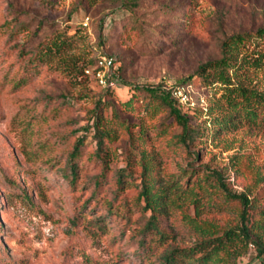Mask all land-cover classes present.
<instances>
[{
  "label": "rangeland",
  "instance_id": "374dc122",
  "mask_svg": "<svg viewBox=\"0 0 264 264\" xmlns=\"http://www.w3.org/2000/svg\"><path fill=\"white\" fill-rule=\"evenodd\" d=\"M262 28L264 0H0V264H163L238 226L240 195L263 209L264 107L227 100L264 99ZM225 40L229 65L207 66ZM100 52L122 66L110 95L82 71ZM142 86L179 87L195 142ZM230 247L229 264H264L252 242Z\"/></svg>",
  "mask_w": 264,
  "mask_h": 264
},
{
  "label": "trees",
  "instance_id": "16d2710c",
  "mask_svg": "<svg viewBox=\"0 0 264 264\" xmlns=\"http://www.w3.org/2000/svg\"><path fill=\"white\" fill-rule=\"evenodd\" d=\"M260 34L264 36V28L259 30ZM233 38H238L237 35H233L229 40ZM229 40H225L223 42V51L222 56L215 60L212 63H208L209 65H221L228 66L230 63V58L228 55V43ZM100 55H106L112 57V55L101 53ZM96 56L93 60L95 63L100 56ZM114 59V58H113ZM115 61V70L114 72H108V79H115L121 84L123 83L122 77V66L120 67L118 64V60ZM84 71V68L82 69ZM219 76L221 73H218ZM219 81H225L220 77ZM126 85V84H125ZM146 93L150 96L157 98L158 102L164 106L169 113V116L172 118L173 122H175L180 128V140L186 144L190 145L195 142L198 138L199 131L198 129L191 124V116L186 108L185 104L182 103L176 95L177 89L179 87L167 86V88H163L161 86H142L141 87ZM105 94L110 95V92L113 91L114 86H106L103 87ZM68 102L71 101V98H67ZM227 100L231 103L232 108L234 110H238V104H242L247 114L252 115L253 117L258 116L259 106L262 105L264 107V99L261 95L257 93L247 91L243 88H232L230 89V93L227 96ZM218 124L221 127H226L229 125L231 118L230 116H226L223 119L218 120ZM94 124V123H93ZM93 129L96 134L98 150H101L104 137L108 134H105L97 125L93 126ZM81 140H77L75 143L73 150L70 153V171L73 175V179L77 176V162L76 159L79 154V145ZM211 176L215 179L220 185H222V177L219 171L214 170L211 171ZM72 179V180H73ZM141 197L146 201V207L153 208L154 205L153 200L150 197V189L146 183L142 184V189L140 191ZM239 198L242 201L243 209L241 211V220L240 224L236 226L232 230L225 231L224 234L220 237H216L214 239L204 240L201 243L189 248H173L168 253H166L163 257V264H183L182 261L178 258H192L195 254L202 252L201 256L197 257V260L200 264H207L215 257L220 264H229L233 257V251L231 249V245L236 242H241L243 245L247 246L249 242H252L256 245L259 250V254H264V244L261 240L262 233L264 232V208L254 210L250 205V202L246 195H240ZM145 231H150L154 234H160L161 231L156 222V218L154 215H150L147 223L144 227Z\"/></svg>",
  "mask_w": 264,
  "mask_h": 264
},
{
  "label": "built area",
  "instance_id": "2783aa9c",
  "mask_svg": "<svg viewBox=\"0 0 264 264\" xmlns=\"http://www.w3.org/2000/svg\"><path fill=\"white\" fill-rule=\"evenodd\" d=\"M114 67L115 61L112 57L100 55L94 63L93 70L86 68L84 72L88 75L93 74V77H95L103 87L115 86L118 81L113 78H107L108 72H114Z\"/></svg>",
  "mask_w": 264,
  "mask_h": 264
}]
</instances>
